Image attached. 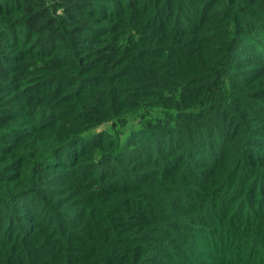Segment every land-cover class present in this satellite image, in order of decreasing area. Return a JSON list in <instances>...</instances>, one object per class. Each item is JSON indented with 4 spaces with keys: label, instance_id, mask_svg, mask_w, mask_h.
Masks as SVG:
<instances>
[{
    "label": "trees",
    "instance_id": "16d2710c",
    "mask_svg": "<svg viewBox=\"0 0 264 264\" xmlns=\"http://www.w3.org/2000/svg\"><path fill=\"white\" fill-rule=\"evenodd\" d=\"M0 264H264V0H0Z\"/></svg>",
    "mask_w": 264,
    "mask_h": 264
}]
</instances>
